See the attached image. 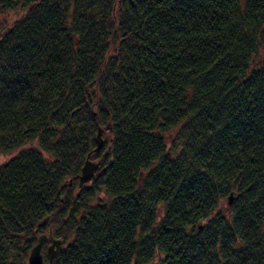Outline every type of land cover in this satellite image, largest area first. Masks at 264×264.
Wrapping results in <instances>:
<instances>
[{
	"label": "trees",
	"instance_id": "1",
	"mask_svg": "<svg viewBox=\"0 0 264 264\" xmlns=\"http://www.w3.org/2000/svg\"><path fill=\"white\" fill-rule=\"evenodd\" d=\"M8 12L0 264H26L45 230L62 241L52 264H264V0H0ZM99 128L101 169L79 188Z\"/></svg>",
	"mask_w": 264,
	"mask_h": 264
},
{
	"label": "water",
	"instance_id": "2",
	"mask_svg": "<svg viewBox=\"0 0 264 264\" xmlns=\"http://www.w3.org/2000/svg\"><path fill=\"white\" fill-rule=\"evenodd\" d=\"M108 129L110 128L108 127ZM104 132L105 131L103 128L98 129V132L95 137V145H96L95 149L93 152L88 154L83 166L81 167L80 173L78 175V187L79 188H83L85 185H87L93 179L95 174L100 171V166H101L100 161H92L91 157L93 153H98L100 150L103 149V146L105 145V140L103 138ZM71 183H72V180H70L67 183V185L69 186ZM234 197L235 196L233 193L229 194L227 198L228 199L227 205L229 207L232 206ZM199 228H201V226H199ZM48 240H49V236L46 234H41L38 237V242L30 250L26 264H52L60 247L62 246V241L60 239L50 238V244L47 246V249H46L47 262H45L43 248Z\"/></svg>",
	"mask_w": 264,
	"mask_h": 264
},
{
	"label": "rangeland",
	"instance_id": "3",
	"mask_svg": "<svg viewBox=\"0 0 264 264\" xmlns=\"http://www.w3.org/2000/svg\"><path fill=\"white\" fill-rule=\"evenodd\" d=\"M6 14H8V16H5V17H3V16H1L0 15V19H2V20H4L5 18H10V19H12L13 17H15L16 16V14L15 13H11V12H8V13H6ZM106 133L107 132H104V134H103V138H104V140L106 141V139L108 138H106ZM104 147L105 146H103V149H104ZM102 149V150H103ZM8 158V156H6V155H0V163H2V162H4L6 159ZM93 161V160H92ZM95 161V160H94ZM98 161V160H97ZM100 161V163H101V160H99ZM227 201H228V199H224V201L222 202V208L223 209H225V208H227L228 207V205H227ZM41 234H46V235H48L49 236V240L47 241V243L45 244V246H44V248H43V254H44V257H45V262H47V259H46V249H47V246L50 244V238H53L52 236H51V233L48 231V230H45V231H43V232H41L40 234H39V236L41 235Z\"/></svg>",
	"mask_w": 264,
	"mask_h": 264
},
{
	"label": "bare ground",
	"instance_id": "4",
	"mask_svg": "<svg viewBox=\"0 0 264 264\" xmlns=\"http://www.w3.org/2000/svg\"><path fill=\"white\" fill-rule=\"evenodd\" d=\"M93 151H94V150H93ZM93 151H92V152H93ZM101 151H102V150H100L98 153H100ZM93 154H94V153H93ZM100 169H101V166H100Z\"/></svg>",
	"mask_w": 264,
	"mask_h": 264
}]
</instances>
